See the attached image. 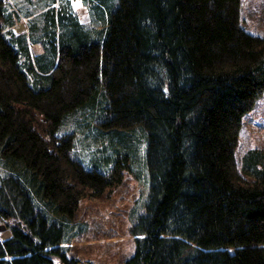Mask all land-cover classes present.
Listing matches in <instances>:
<instances>
[{
    "label": "trees",
    "instance_id": "16d2710c",
    "mask_svg": "<svg viewBox=\"0 0 264 264\" xmlns=\"http://www.w3.org/2000/svg\"><path fill=\"white\" fill-rule=\"evenodd\" d=\"M5 3L0 264H93L62 244L80 201L111 192L129 163L103 174L74 159V135L57 133L76 114L146 135L151 191L126 264H264V150L247 151L241 170L235 156L264 95V35L244 26L242 0H114L96 34L66 9L49 12L51 29L36 34L49 55L13 33Z\"/></svg>",
    "mask_w": 264,
    "mask_h": 264
},
{
    "label": "rangeland",
    "instance_id": "374dc122",
    "mask_svg": "<svg viewBox=\"0 0 264 264\" xmlns=\"http://www.w3.org/2000/svg\"><path fill=\"white\" fill-rule=\"evenodd\" d=\"M103 1L106 3L103 4ZM103 1L6 0L5 17L10 21L13 18L17 22L12 30L16 35L26 33L24 37L32 47L33 55L40 53L42 47L46 55H49V41L44 44V39L36 35L39 30L51 29V25L46 22L50 21L48 13L53 12L58 16L60 11L66 9L74 18H78L86 29L96 34L98 31L107 30L113 7L111 1L114 0ZM100 4L103 8H100ZM55 19L60 32L64 27L59 17ZM241 20L251 33L264 35V0H242ZM67 22L65 29L73 28V21ZM102 106L103 102L98 101L95 109L98 110ZM99 111L101 112V109ZM92 125L94 128H91ZM57 134L74 135L72 157L88 170L109 174L119 158H128L129 168L125 169L124 180L120 185L112 188L111 192L105 191L100 197L87 196L80 201L73 221L74 229L66 237V244H62L67 256L77 257L82 262L126 264L136 252L132 228L146 214L151 191V178L146 162V135L140 132L108 133L101 128L99 116L92 121L89 116L82 114L65 119ZM253 149L264 150V95L243 120L235 150L240 170L246 152ZM6 176V169L0 167V184ZM0 233L3 239L10 237L9 231Z\"/></svg>",
    "mask_w": 264,
    "mask_h": 264
},
{
    "label": "water",
    "instance_id": "95a60500",
    "mask_svg": "<svg viewBox=\"0 0 264 264\" xmlns=\"http://www.w3.org/2000/svg\"><path fill=\"white\" fill-rule=\"evenodd\" d=\"M6 230V227H4V226H0V232H3V231H5Z\"/></svg>",
    "mask_w": 264,
    "mask_h": 264
},
{
    "label": "crops",
    "instance_id": "0c3cea01",
    "mask_svg": "<svg viewBox=\"0 0 264 264\" xmlns=\"http://www.w3.org/2000/svg\"><path fill=\"white\" fill-rule=\"evenodd\" d=\"M14 34H16L14 31H13ZM24 33V32H23ZM41 50V49H40Z\"/></svg>",
    "mask_w": 264,
    "mask_h": 264
}]
</instances>
